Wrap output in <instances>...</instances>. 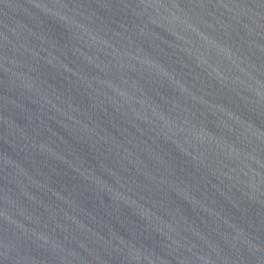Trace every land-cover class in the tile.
I'll list each match as a JSON object with an SVG mask.
<instances>
[{
	"label": "water",
	"instance_id": "obj_1",
	"mask_svg": "<svg viewBox=\"0 0 264 264\" xmlns=\"http://www.w3.org/2000/svg\"><path fill=\"white\" fill-rule=\"evenodd\" d=\"M0 264H264V0H0Z\"/></svg>",
	"mask_w": 264,
	"mask_h": 264
}]
</instances>
